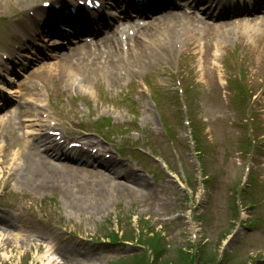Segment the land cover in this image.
<instances>
[{
  "label": "rangeland",
  "instance_id": "374dc122",
  "mask_svg": "<svg viewBox=\"0 0 264 264\" xmlns=\"http://www.w3.org/2000/svg\"><path fill=\"white\" fill-rule=\"evenodd\" d=\"M29 1L37 6L45 0ZM15 3L0 0V37L8 26L15 27L10 8ZM179 23L181 29L184 21ZM218 27L230 29V25ZM174 28L161 20L148 39L164 37ZM242 29L232 26L237 33L229 36L210 33L213 45L207 48L196 39L203 56H190L199 48L184 46L164 60L157 59L160 77L155 80L153 64H142L138 73L134 63L123 69L121 53L115 59L96 55L75 65L69 60L62 70L61 65L54 66L49 76L58 79L59 93L55 90L51 96L65 107L56 119L76 137L83 133L92 138L90 150L97 153L98 144V150L109 153L103 155L106 159L118 158L113 147L125 141L124 166L138 174L134 180L146 187V195L136 193L140 187L118 185L94 170L72 172L59 182L45 177V164L35 166V172L24 171L29 176L25 185H15L5 175L1 178L0 166V214H9L6 219L15 224L13 233L5 232L7 236L0 239V264H47L52 258L58 264L63 252L67 264H186L185 260L193 262L188 249L194 243L199 251L194 264H244L247 259L250 264H264V29L256 39L247 38L249 44L263 42L253 57V47H239ZM151 46L146 43L141 49L146 53ZM224 56L229 58L224 61ZM230 74L243 77L255 96L237 99L233 88L226 94L222 82L231 79ZM184 87L192 91L184 93ZM74 94L76 104L69 100ZM7 97L0 91L2 102ZM38 98L34 101L48 103L47 93ZM252 114L254 118L247 121ZM107 118L126 134L110 128L102 140L94 126ZM17 143L11 122L0 126V164L12 166L19 177L27 163L23 155L13 157ZM196 144H203L201 162ZM199 163L207 169L208 186L199 185ZM252 192L256 197L246 203L249 207L252 201V206L240 223L234 209L241 201L244 204L245 195L251 199ZM193 213L202 216L196 215L195 222ZM113 230L120 232L122 242H109L107 235ZM154 233L172 247L169 255L167 251L159 257L156 244L154 249L138 241V236L149 238ZM124 234L130 238L125 243ZM8 237L16 240L14 246Z\"/></svg>",
  "mask_w": 264,
  "mask_h": 264
},
{
  "label": "bare ground",
  "instance_id": "6f19581e",
  "mask_svg": "<svg viewBox=\"0 0 264 264\" xmlns=\"http://www.w3.org/2000/svg\"><path fill=\"white\" fill-rule=\"evenodd\" d=\"M11 1H12V3L16 2L13 6L10 4L11 8L13 10L17 11V12L14 13V15L17 16L19 13L21 14V17L15 18L16 19L15 22H20V24H22V27H23V33H20L16 29L15 36H16L17 39L22 40L24 36L33 35L31 30L34 31V28L35 29L37 28L36 25L39 23V21L40 20H45V21L47 20V17H37V16H32V17H29V18H23V16L28 12L29 7H34L35 4L33 2H30L29 0H11ZM16 5L19 6V9H18V7ZM41 13L44 14L45 10L42 11ZM185 18L188 19V20H186L187 21V23H186V25H187L186 32H190L192 30V26H193V21L194 20L190 19V17H188L187 15H185ZM47 21H49V23H51L52 25H55L56 23H58V21L55 20L52 17H50ZM197 28L200 29L199 27H197ZM197 28L196 27L193 28L192 34H190L188 36V41L183 40L182 39V35H181V37H179V39H178V43L183 44V45L192 43L193 41L191 39L194 36L193 33L195 32V29H197ZM203 31L206 32L204 30V28H203ZM249 31H250V29L246 30V32H249ZM167 35H169V33H167ZM175 44H176V41L173 38H170V40L168 42H166L164 40L162 42H160L161 47H163V49L166 50V51H168V50L172 51V49L175 47ZM109 45H111V44H109ZM13 53L16 54V51L13 50ZM86 139H87V137H86ZM47 140L49 142H51V146H52V148H54V146L52 144L53 140L50 137L47 138ZM57 150L59 152H61L62 154H64L63 151H62L63 149L62 150H60L59 148L55 149V151L57 153H59ZM66 151H68V150H66ZM20 153L22 154L23 150L20 151V152L14 153V154H20ZM65 155L69 156L68 154H65ZM21 159H24L25 163H27L26 168L23 169V173H21L20 176L17 177L14 172L9 171L10 172L9 173L10 179L11 180H15V182L17 184H20V185H25L24 179H28L29 178V176L27 174H24V171H33V172H35L36 171L35 170V166H41L43 164H47L42 159H39V158H36V157H31V156L21 157ZM113 166H115V163L112 165V167ZM113 168H114L113 169L114 172L111 173V175H113V177L110 176V175L104 174V173H102V174L106 175V176H109L110 178L115 180V179H118V178H124L126 176H129V174L133 173V171H132V169L130 167H128L126 169L124 166L120 165L118 167H113ZM44 172L47 173V174H45V177L52 178V179H54L56 181L61 182L62 172H70V171H60V170H57L55 167H50L49 169H44ZM16 183H15V185H17ZM137 185L138 186H142V187L145 188V186H143L142 184L137 183ZM96 209H100V208H94V210H96ZM4 215H7V216H3V217H9V214L4 213ZM0 217H1V215H0ZM13 229H14L13 225H11L8 221L3 220V219L0 218V231H1L0 232V239H1V237L7 236L5 232L13 233ZM8 239L10 241V246H14V243H15L16 240L14 238H11V237H8ZM42 245H43V241L41 240L40 246H42ZM63 253H62V255L64 257H62V256L59 257L61 259V262H59L58 264H67V261H66L67 258H65L66 254H63ZM52 259H50L47 262V264H56L57 260H52Z\"/></svg>",
  "mask_w": 264,
  "mask_h": 264
},
{
  "label": "trees",
  "instance_id": "16d2710c",
  "mask_svg": "<svg viewBox=\"0 0 264 264\" xmlns=\"http://www.w3.org/2000/svg\"><path fill=\"white\" fill-rule=\"evenodd\" d=\"M183 264H184V262H183ZM186 264H192V263H190V261H187V263Z\"/></svg>",
  "mask_w": 264,
  "mask_h": 264
}]
</instances>
